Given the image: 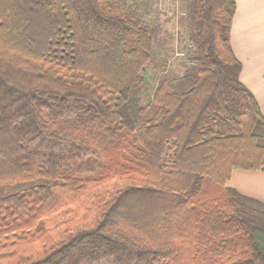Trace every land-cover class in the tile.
<instances>
[{
	"label": "trees",
	"instance_id": "1",
	"mask_svg": "<svg viewBox=\"0 0 264 264\" xmlns=\"http://www.w3.org/2000/svg\"><path fill=\"white\" fill-rule=\"evenodd\" d=\"M235 10L191 1L197 66L160 80L148 116L141 18L118 0H0V264H264V202L226 184L264 164Z\"/></svg>",
	"mask_w": 264,
	"mask_h": 264
},
{
	"label": "rangeland",
	"instance_id": "2",
	"mask_svg": "<svg viewBox=\"0 0 264 264\" xmlns=\"http://www.w3.org/2000/svg\"><path fill=\"white\" fill-rule=\"evenodd\" d=\"M118 1L125 12L141 18L152 29L154 60L145 72L149 85L143 97L148 116H152L156 109L152 95L160 80L165 77L176 85L197 66L198 52L191 40L189 15L192 0H126L125 4ZM26 184H15L10 190H19ZM257 208L253 213L264 218L263 208Z\"/></svg>",
	"mask_w": 264,
	"mask_h": 264
},
{
	"label": "crops",
	"instance_id": "3",
	"mask_svg": "<svg viewBox=\"0 0 264 264\" xmlns=\"http://www.w3.org/2000/svg\"><path fill=\"white\" fill-rule=\"evenodd\" d=\"M230 41L242 64L240 78L264 114V0H236ZM226 184L264 202V164L261 169L234 168Z\"/></svg>",
	"mask_w": 264,
	"mask_h": 264
}]
</instances>
